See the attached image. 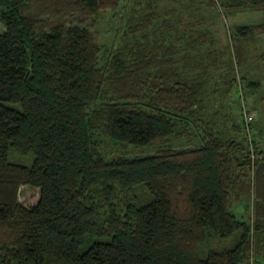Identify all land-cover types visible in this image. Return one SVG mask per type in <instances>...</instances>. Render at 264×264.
I'll use <instances>...</instances> for the list:
<instances>
[{
	"label": "trees",
	"instance_id": "trees-1",
	"mask_svg": "<svg viewBox=\"0 0 264 264\" xmlns=\"http://www.w3.org/2000/svg\"><path fill=\"white\" fill-rule=\"evenodd\" d=\"M124 1L0 0V264H264V127L230 107L261 86L239 71L264 18L225 49L184 18L264 0L148 1L101 41L102 9ZM105 139L159 149L108 158Z\"/></svg>",
	"mask_w": 264,
	"mask_h": 264
},
{
	"label": "rangeland",
	"instance_id": "rangeland-1",
	"mask_svg": "<svg viewBox=\"0 0 264 264\" xmlns=\"http://www.w3.org/2000/svg\"><path fill=\"white\" fill-rule=\"evenodd\" d=\"M148 1L152 2L153 7L161 13L166 12L170 8L181 6V0H126L116 10L104 8L100 13L96 27L101 41L105 43L117 42L119 34L122 33L124 21L131 15H137L146 10L149 11ZM184 18L186 21L194 23L201 20L202 23L197 24V29H210L213 31L218 39L219 47L225 49L227 44H230L231 48H233L234 42L231 40V31L236 25L260 23L263 21L264 14L260 10H243L229 14L219 3L216 7L195 3L184 11ZM5 29L4 23L0 21V33L4 32ZM244 49L246 60L240 66V75H246L250 79L260 81L261 86L256 93L249 94L245 99L239 94L241 91L239 92L234 88L231 94L230 102L232 104H230V107L236 123L241 125L244 116L241 115L243 103V113L248 110L254 114L253 122L256 126L255 130H257V128L264 127V34L259 35L255 42L246 44ZM103 146L105 155L108 158L118 155L130 157L145 156L153 154L159 149L158 145L137 147L110 139H105ZM34 157L33 153L23 155L13 149L10 150L9 155L11 162L27 166L33 164ZM38 196V190L22 187L19 198L25 204L31 205L36 202ZM216 246H218L217 243L212 241L204 249L207 250Z\"/></svg>",
	"mask_w": 264,
	"mask_h": 264
},
{
	"label": "built area",
	"instance_id": "built-area-1",
	"mask_svg": "<svg viewBox=\"0 0 264 264\" xmlns=\"http://www.w3.org/2000/svg\"><path fill=\"white\" fill-rule=\"evenodd\" d=\"M244 119L247 125H249L254 120V114L248 110L244 111Z\"/></svg>",
	"mask_w": 264,
	"mask_h": 264
}]
</instances>
